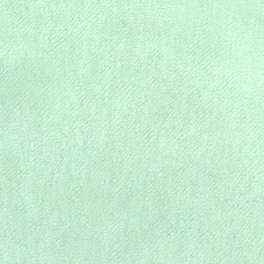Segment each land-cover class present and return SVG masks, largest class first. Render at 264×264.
Here are the masks:
<instances>
[{
  "label": "water",
  "instance_id": "1",
  "mask_svg": "<svg viewBox=\"0 0 264 264\" xmlns=\"http://www.w3.org/2000/svg\"><path fill=\"white\" fill-rule=\"evenodd\" d=\"M0 264H264V0H0Z\"/></svg>",
  "mask_w": 264,
  "mask_h": 264
}]
</instances>
